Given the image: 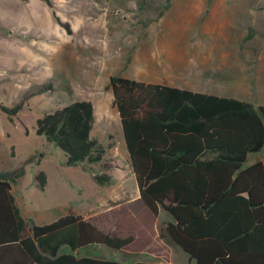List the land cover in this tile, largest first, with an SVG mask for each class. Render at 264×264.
Wrapping results in <instances>:
<instances>
[{"label":"trees","instance_id":"obj_1","mask_svg":"<svg viewBox=\"0 0 264 264\" xmlns=\"http://www.w3.org/2000/svg\"><path fill=\"white\" fill-rule=\"evenodd\" d=\"M40 1L51 7L50 0ZM108 81L139 201L154 218L160 210L170 216L157 222L156 231L173 258L185 264H264V165L245 166L247 156L264 147V106L118 75ZM51 89L44 85L14 106L0 103V112L13 122L30 97ZM93 124L92 103L80 100L43 115L34 129L64 152L65 166L75 168L102 159L90 137ZM34 159L0 172V264H124L75 252L91 245L120 251L134 234L103 231L71 213L44 225L21 218L11 184ZM92 179L100 186L110 182L103 174ZM36 181L42 190L44 172Z\"/></svg>","mask_w":264,"mask_h":264},{"label":"rangeland","instance_id":"obj_2","mask_svg":"<svg viewBox=\"0 0 264 264\" xmlns=\"http://www.w3.org/2000/svg\"><path fill=\"white\" fill-rule=\"evenodd\" d=\"M50 2L51 7L40 0H0V103L14 106L38 88L52 86L50 91L30 97L24 110L14 118V124H8L6 115L0 112V123H7L14 131L10 138L0 139V167L14 169L26 155L37 151L32 154L34 162L25 167V175L14 186L16 192L22 191L17 198L22 199V204L26 201V207L35 217L50 207L54 217L64 215L69 209L73 213L76 206L85 212L113 207L123 198L131 199L128 207L126 203L119 207L123 213L121 220L128 225L129 210H135L140 216L142 207L135 201L138 189L126 158L110 152L115 150L113 145L121 155L126 148L113 105L109 76L127 78L135 71L125 65L132 51L131 60L136 69L151 65L162 57L161 62L166 68L184 69L188 68L190 59L200 61L208 52L211 56L219 55L222 11L264 8V0ZM207 11L209 14L204 15ZM56 19L67 24L69 32ZM80 100L90 101L93 105L94 124L90 137L96 140L103 156L96 164L84 163L72 168L65 166L64 152L37 136L34 128L36 120L43 115ZM13 147L16 150L14 156ZM40 153H45L46 158L38 166L35 163ZM248 159L249 163L256 160L264 163V147L259 153L250 154ZM39 170L47 176L44 191L34 187V175ZM92 174L109 176V184L97 185ZM105 195L99 203L96 201L97 197ZM80 197L83 198L81 202ZM118 213L105 212L100 218L112 220V215ZM132 218H135L134 214ZM149 219L152 222L150 216ZM149 219L147 217V229ZM168 219L170 216L161 210L157 222ZM105 225L110 228L111 224ZM120 226L112 227V231L119 232L116 230ZM127 228L128 233L135 236L137 233L138 236H156L155 231L145 235L139 224ZM135 247L137 245L132 248ZM96 248L101 252L100 257L124 264L164 259L151 249L126 255L103 246ZM82 251L81 254L98 253L97 249Z\"/></svg>","mask_w":264,"mask_h":264},{"label":"crops","instance_id":"obj_3","mask_svg":"<svg viewBox=\"0 0 264 264\" xmlns=\"http://www.w3.org/2000/svg\"><path fill=\"white\" fill-rule=\"evenodd\" d=\"M208 14L209 11L204 13V15ZM204 15L202 16V19L204 18ZM221 28L223 32L221 34V52H219V55L211 56L212 53L208 52L200 61L190 59V63H187L188 68L184 69H181V67H176V69L172 67L166 68V66L161 62L163 57L159 61H153L151 65H141L138 66L140 68L136 69L134 67L135 63L133 60H131L133 55L132 51L130 57L126 60L125 65L130 68L129 70L134 69L135 71L133 73L131 72L127 79L150 84L165 85L204 95L233 98L236 100L249 102L254 106H264V8H248L242 10V12H234L232 9L223 10ZM180 65L183 64L180 63ZM7 123L14 124L15 122L8 121ZM7 123H0V139L10 138L14 134V131L9 129V125ZM19 129H21L20 124ZM113 147L115 150L110 152L115 155L118 153L120 157H125L129 164V155L127 150L126 152H123V155H121L119 154V151H117L115 145H113ZM13 148V155H16L15 147ZM36 152L37 151L29 153L26 155V158ZM248 156L245 166H249L255 162H262L260 160H256L249 163ZM45 158V153L39 154L38 166H40ZM20 163H18L16 167H18ZM129 168L130 172L133 174L130 164ZM11 170L0 167V172ZM41 171L42 170L35 172L34 175V187L36 189L38 188L39 190L41 189L38 187L36 176ZM23 176L18 179L15 184H11V194L14 197L15 204L19 210L21 218H23L25 221L31 220L35 225H44L71 213L81 216L83 219L91 222L94 226L103 231H112V227L121 225L116 231H119L117 233L123 234L128 233L129 230L127 226H131L132 224L135 226L139 224L142 226L141 229L145 235H148V233L149 235H152V233L155 231L156 236H138L137 233L134 242L120 251L127 255L138 253L137 251L144 252L147 249H151L154 253L155 251L156 253H160L164 259L160 261L147 260L146 262H156L162 264H185V262H182L181 259L175 260L172 256L171 250L159 240L156 231L158 218H154L151 213L141 204L139 201V195L135 201L138 202L142 207V209H140L141 211L139 212L141 214L140 216H138L137 212H134L135 210H129L127 208L131 199L127 200L122 198L117 203L113 204V207L112 205L111 207H98L85 212L82 211V207L77 208L76 206L73 210L75 213L70 212L69 209L67 213H64V215L59 217L53 216L52 207H50L45 211H41L40 216L35 217L33 211L26 207V201L23 200L25 203L22 204V199L17 198V196H21L22 191L18 190L16 192V190H14V186L19 183ZM45 187L46 184L41 191H44ZM102 198H106V195L97 197L96 201L99 203V200ZM80 199L83 198L80 197L79 200ZM79 202H81V200ZM125 203L127 205L125 209L127 208L130 211L129 218H127L130 221L128 225L123 224L121 220L123 218V213L120 212L121 208H119L122 205H125ZM115 205L117 208L114 207ZM115 211H119V213L116 215L114 214V216L112 215V220H106L104 218L102 220L100 218L105 212L113 213ZM45 212L46 214L42 215ZM133 214L135 215V218H132ZM147 214L152 218V222L150 221ZM147 217L150 221L148 229L146 227ZM168 221L170 220L168 219ZM105 224H111L109 226L110 228H107ZM28 235L29 231L26 229L23 236ZM139 241H141V243ZM134 245H137V247L132 248ZM95 246L97 247V245H91L81 248L75 252V255L77 257L106 259L99 256L101 252ZM89 249H97L98 253L95 251V254H81V252H83L82 250Z\"/></svg>","mask_w":264,"mask_h":264},{"label":"water","instance_id":"obj_4","mask_svg":"<svg viewBox=\"0 0 264 264\" xmlns=\"http://www.w3.org/2000/svg\"><path fill=\"white\" fill-rule=\"evenodd\" d=\"M129 161H130V159H129Z\"/></svg>","mask_w":264,"mask_h":264}]
</instances>
